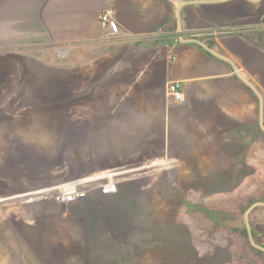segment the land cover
<instances>
[{"label": "crops", "instance_id": "0c3cea01", "mask_svg": "<svg viewBox=\"0 0 264 264\" xmlns=\"http://www.w3.org/2000/svg\"><path fill=\"white\" fill-rule=\"evenodd\" d=\"M107 10L117 34L101 25ZM207 23L213 32L205 38ZM174 81L182 102L167 93ZM50 87L67 96L61 119L80 158L122 167L158 157L154 164L180 173H225L242 165L229 153L238 135L264 129V0H0V110L20 119V110L43 108L31 96ZM60 174L47 187L90 175ZM133 186L78 201L64 214L61 204L33 202L51 213L29 214L37 225L22 232L20 246L12 225L0 241V264L71 256L91 264L92 248L73 223L127 222L141 212ZM65 212L71 222L57 217Z\"/></svg>", "mask_w": 264, "mask_h": 264}, {"label": "rangeland", "instance_id": "374dc122", "mask_svg": "<svg viewBox=\"0 0 264 264\" xmlns=\"http://www.w3.org/2000/svg\"><path fill=\"white\" fill-rule=\"evenodd\" d=\"M212 32L207 23L202 37ZM48 90L36 89L30 102L43 108L20 110V119L6 118L11 111L0 110V241L13 225L15 246H20L22 232L37 225L29 214L45 218L51 213L34 209L23 194L61 180L62 170L73 178L117 168L121 172L115 175L132 180L131 198L141 212L129 213L125 223H73L92 248L85 255L91 264H264V169L247 164L264 165V129L238 135L229 153L242 165L221 174L180 173L154 164L162 160L158 157L108 167L73 150L72 127L61 119L67 96ZM262 123L264 128V117ZM61 216L71 222L67 212ZM246 230H254L256 239ZM85 258L71 256L57 264H86Z\"/></svg>", "mask_w": 264, "mask_h": 264}, {"label": "built area", "instance_id": "2783aa9c", "mask_svg": "<svg viewBox=\"0 0 264 264\" xmlns=\"http://www.w3.org/2000/svg\"><path fill=\"white\" fill-rule=\"evenodd\" d=\"M100 21L103 28L108 29L111 34L114 35L119 32V22L111 10L102 12ZM167 93L177 102L184 101L186 97L181 83L176 81L167 84ZM118 172H121V170L115 168L92 173L64 183L31 191L23 194V196L27 197L30 202L52 201L61 204L65 208L78 201L95 196L113 197L119 193L121 187L132 181L127 178V174L115 175Z\"/></svg>", "mask_w": 264, "mask_h": 264}, {"label": "trees", "instance_id": "16d2710c", "mask_svg": "<svg viewBox=\"0 0 264 264\" xmlns=\"http://www.w3.org/2000/svg\"><path fill=\"white\" fill-rule=\"evenodd\" d=\"M245 232H246V235H248V231L246 230ZM252 233H253V236L255 237L254 230H252ZM255 239H256V237H255Z\"/></svg>", "mask_w": 264, "mask_h": 264}, {"label": "water", "instance_id": "95a60500", "mask_svg": "<svg viewBox=\"0 0 264 264\" xmlns=\"http://www.w3.org/2000/svg\"><path fill=\"white\" fill-rule=\"evenodd\" d=\"M248 232H249V236H250V237H253V235H252L251 231H248Z\"/></svg>", "mask_w": 264, "mask_h": 264}, {"label": "bare ground", "instance_id": "6f19581e", "mask_svg": "<svg viewBox=\"0 0 264 264\" xmlns=\"http://www.w3.org/2000/svg\"><path fill=\"white\" fill-rule=\"evenodd\" d=\"M124 173V172H123ZM118 175V174H117Z\"/></svg>", "mask_w": 264, "mask_h": 264}]
</instances>
